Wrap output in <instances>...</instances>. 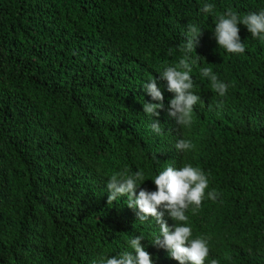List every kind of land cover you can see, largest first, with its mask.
<instances>
[{"label":"trees","instance_id":"obj_1","mask_svg":"<svg viewBox=\"0 0 264 264\" xmlns=\"http://www.w3.org/2000/svg\"><path fill=\"white\" fill-rule=\"evenodd\" d=\"M229 7L243 17L264 0H0V264H62L69 245L131 252L139 235L153 264H179L152 245L155 220L132 217L127 197L108 203L106 185L139 170L154 192L163 167L184 164L209 181L201 206L186 210L193 238L208 240L204 264H264V41L239 24L246 51L219 47L215 24ZM188 23L203 34L184 53ZM186 56L201 99L179 126L159 75ZM200 67L229 85L225 96ZM153 78L158 118L143 110L159 103L143 87ZM156 119L163 134L150 127ZM179 139L194 147L177 150Z\"/></svg>","mask_w":264,"mask_h":264},{"label":"clouds","instance_id":"obj_2","mask_svg":"<svg viewBox=\"0 0 264 264\" xmlns=\"http://www.w3.org/2000/svg\"><path fill=\"white\" fill-rule=\"evenodd\" d=\"M215 5L205 3L201 9L203 13H212ZM239 24L244 25L253 38L264 41V10L251 12L240 17L231 7L218 15L215 24L214 36L219 47L226 49L228 53H244L246 45L239 35ZM187 38L181 48L184 53L195 50L202 29L194 23H188ZM195 52V51H194ZM173 49H169V54ZM197 56V55H196ZM198 57V56H197ZM201 58V57H199ZM203 77L211 81L212 88L219 96H225L229 85L220 81L218 75L210 67H200ZM192 66L190 57L182 58L178 67L168 66L159 75L161 81H165L167 91L174 96L169 101L168 115L176 120L179 126H190L193 121V107L201 97L195 94L194 80L190 75ZM157 79L153 78L144 83L143 87L153 101L159 103H143L144 113L151 117H159L160 110L164 108V96L158 88ZM151 129L157 134H163V127L159 120H152ZM194 147L190 140L179 139L176 148L179 151H189ZM165 170L156 176L153 183L156 191H148L140 186L144 183V173L137 170L129 175L127 169L117 171L109 178L106 188L108 203L127 197L128 208L137 210L132 216L137 215L139 222L143 223L153 218L159 228V234L152 241V245L160 250L166 258L167 255L178 261L179 264H204L209 256L208 240L205 238H193L192 229L187 225L188 216L186 210L190 205L199 208L205 198V190L209 187L207 175L198 167L184 164L180 168L166 165ZM137 189L139 194L137 195ZM208 198L215 201L219 193L215 189L207 193ZM162 209V210H158ZM167 212L175 222L169 227L164 219ZM139 235L130 239L133 251L114 253L116 247H112L110 255L99 256L94 251L87 252L79 247L67 248L66 258L62 264H153V257L144 249ZM211 264H218L216 259Z\"/></svg>","mask_w":264,"mask_h":264}]
</instances>
